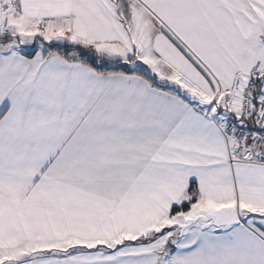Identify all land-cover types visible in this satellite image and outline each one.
Here are the masks:
<instances>
[{
  "label": "snow or ice",
  "instance_id": "1",
  "mask_svg": "<svg viewBox=\"0 0 264 264\" xmlns=\"http://www.w3.org/2000/svg\"><path fill=\"white\" fill-rule=\"evenodd\" d=\"M0 264H264V0H0Z\"/></svg>",
  "mask_w": 264,
  "mask_h": 264
}]
</instances>
